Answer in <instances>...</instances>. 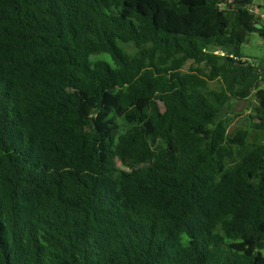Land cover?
<instances>
[{
    "label": "trees",
    "instance_id": "1",
    "mask_svg": "<svg viewBox=\"0 0 264 264\" xmlns=\"http://www.w3.org/2000/svg\"><path fill=\"white\" fill-rule=\"evenodd\" d=\"M254 1L0 0V264H264Z\"/></svg>",
    "mask_w": 264,
    "mask_h": 264
},
{
    "label": "rangeland",
    "instance_id": "2",
    "mask_svg": "<svg viewBox=\"0 0 264 264\" xmlns=\"http://www.w3.org/2000/svg\"><path fill=\"white\" fill-rule=\"evenodd\" d=\"M233 0H228L232 2ZM252 6L253 10L260 8V11L264 13V0H255ZM257 7V8H256ZM240 53L250 63L254 65L264 66V38L259 33H251L248 36L247 41L240 47ZM131 50V49H130ZM220 54V52H219ZM100 58H106V56H100ZM197 67V65L189 62L184 68L185 72H189L191 68ZM220 84L216 82L210 83L211 89H219ZM264 88V84H263ZM257 104L255 96H252L247 101H231L226 115L232 119V124L229 128V135H234L244 125V119L247 115L253 114L254 107ZM247 141L249 143H263L264 131H250ZM264 255V251L261 252Z\"/></svg>",
    "mask_w": 264,
    "mask_h": 264
},
{
    "label": "built area",
    "instance_id": "3",
    "mask_svg": "<svg viewBox=\"0 0 264 264\" xmlns=\"http://www.w3.org/2000/svg\"><path fill=\"white\" fill-rule=\"evenodd\" d=\"M251 9H252V8H251ZM252 11H253L254 13L258 14L262 19H264V14L258 12L257 10H253V9H252Z\"/></svg>",
    "mask_w": 264,
    "mask_h": 264
},
{
    "label": "water",
    "instance_id": "4",
    "mask_svg": "<svg viewBox=\"0 0 264 264\" xmlns=\"http://www.w3.org/2000/svg\"><path fill=\"white\" fill-rule=\"evenodd\" d=\"M255 26H256L257 29H262L263 28L262 24H256Z\"/></svg>",
    "mask_w": 264,
    "mask_h": 264
},
{
    "label": "crops",
    "instance_id": "5",
    "mask_svg": "<svg viewBox=\"0 0 264 264\" xmlns=\"http://www.w3.org/2000/svg\"><path fill=\"white\" fill-rule=\"evenodd\" d=\"M253 6H255V5L253 4ZM256 8H257V7H256ZM256 10H257L258 12L264 14L263 12L260 11V8H257Z\"/></svg>",
    "mask_w": 264,
    "mask_h": 264
}]
</instances>
